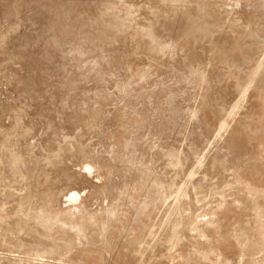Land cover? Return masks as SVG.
<instances>
[{
	"label": "rangeland",
	"instance_id": "rangeland-1",
	"mask_svg": "<svg viewBox=\"0 0 264 264\" xmlns=\"http://www.w3.org/2000/svg\"><path fill=\"white\" fill-rule=\"evenodd\" d=\"M36 9H43L46 12L36 13ZM62 12L64 18L59 17ZM52 13H57L60 20V22L57 21L60 24V29L56 30L55 34L59 36L64 45L58 43V47L55 44L46 43V35L50 28L48 29V25L46 26L45 23L48 24V20H53L51 19ZM249 13L250 19H246L245 15ZM45 14L48 16L51 14L50 18ZM43 16L48 20L46 19L47 22L45 21L43 26L39 27L40 21L43 23L45 20L42 18ZM192 16L198 19L192 21L187 19ZM197 20L205 28L202 35L194 32L195 26L188 27L191 23H193L192 25L196 24ZM53 21H50L51 25L54 23ZM160 22L171 23L166 24L165 28L161 30L157 29L156 33L153 32L155 29L154 27L152 29V26L160 25ZM41 23L40 25H42ZM37 26L41 32L48 29L47 34L45 31L39 32ZM148 27H151V30ZM148 32L149 36L154 38L150 39L152 42L149 41ZM150 32L155 33L156 36ZM146 37H148L147 40ZM180 40H184L182 45L177 43ZM148 41L153 43L152 46ZM67 44L82 49L83 56H90L94 47L108 45V57L105 58L106 60L103 59L96 63L95 68H103L106 62L111 60L117 69L123 71L122 73H125L128 56L129 58L133 56L131 51L134 46L140 49L142 54H139L138 57L140 52L138 51L137 55L134 54L132 57L134 59L137 57L138 60L136 58L135 61L142 65L140 66L142 68H139L141 74L139 77L148 79L153 76L149 81L151 84H141L142 92L147 91L156 82L163 87L165 85L169 93L184 92L182 98L186 102L187 120L191 123L203 114L211 119L210 114L213 112L208 110L209 104L218 96L223 95V107L226 109L220 117H214V130L204 128L205 131L200 141L204 149L194 152L189 157L190 159L185 161L173 151L168 150L169 136H167V130L162 128L153 136L142 137L136 142L137 146L134 151L128 152L129 155L126 150H120L111 144L99 147L98 141L95 140L93 149L87 150V141L79 144L77 135L80 133H78L79 129H76L57 140V145L55 144L53 147L56 149L55 153H52L54 156L47 153V145L43 144V139L47 138L46 135L54 136L55 130L48 125L45 116L48 117L53 113L55 116L57 111L58 116L56 117L60 118L61 112H65V109L60 110L61 106L68 108L75 102H86L89 95H95L100 90L99 87L89 86L88 83L93 80H90L88 75L84 76L86 70H83L85 73L81 71L84 74L79 73L80 65L75 66L83 56L76 50L68 53L69 58L64 56L62 51L65 46L67 50H70ZM56 47L60 49L58 50ZM131 47L133 48L131 49ZM136 48L135 51L138 50ZM160 48H166L161 51L164 55L159 53ZM124 49L130 52H128L129 55ZM167 49L172 53L167 52ZM62 54L64 60L65 58L70 60L67 62L65 60L66 64L70 62V66H65L63 61V65L56 62L59 59L63 60ZM149 55L152 60L154 58L155 64L158 61H163V63L157 64L161 65L158 66V69L164 67L162 64L171 66L170 69H164V67L163 72L161 69L157 70L155 68L157 65L155 66L151 59L148 61L147 56L149 57ZM160 55L165 56L161 57L165 58V61L171 62H165L160 58ZM168 57L170 58L168 59ZM140 58H144V61L139 62ZM155 58L158 60L155 61ZM223 58H228L232 62L241 59L245 63L242 66L230 67L224 64ZM187 59L196 65L198 71L196 69L191 71L185 66ZM147 61L150 64L146 65ZM59 66L64 69L68 68L62 70L63 68ZM174 67L176 75L180 78H177L176 82L167 76L169 73L175 72L172 70ZM263 69L264 0H0V193L3 197V203L0 206L1 251L5 250L10 253L7 251L8 247L19 243L16 246H24L23 250L25 251L21 252V255L12 251L13 258L17 262L21 264H54L47 254L55 251L57 248L55 246H60L62 243L63 239L61 238L71 236L74 230L57 224L52 238L57 242V244L53 242L55 246L52 248L55 250L48 246L49 249L46 248L45 256L35 255L40 245L38 240H30L33 236L32 238H23L33 230H37L40 234L47 231L48 226L44 222L29 218L30 209L26 207L30 208L40 202L41 191L48 189L51 193L50 204L54 205L53 208L57 209V215L61 217H71L70 219H72V216L75 218L82 213L86 215L87 210L88 218L95 219L102 212L110 211L112 207L125 215L124 220L121 217L116 219L115 216L113 218L108 215L105 223L100 226L99 232L90 234V240H78L76 245L79 247H75V252L81 255L95 254L97 250L107 247L111 249L110 252L103 251L101 260L96 264H264V159L257 162L256 165L254 164L252 171L249 169L250 175H248L249 171L245 172L246 174L242 173V170L246 169L245 166L241 167L242 163L238 166V163L235 164L236 162L229 164L228 161H224L227 164L224 163V169L220 172L221 168L215 169L200 160L196 161L208 153L209 147L229 145V132L237 125L235 122L244 121L248 113L252 92H255L253 84L257 81H264ZM164 72H168L166 76ZM210 72L213 76L210 75ZM97 73H94V76ZM220 75L222 79L224 78L223 84L220 82L212 91H207V86L211 81ZM121 76L124 77V74ZM123 77L120 78L125 82L126 77H124L125 79ZM194 77L200 78L201 83H189ZM120 78H112L111 84L107 83L108 94L113 91L118 92L121 88L126 87V84H122L123 81L120 82ZM153 78L157 80L154 83ZM225 78L226 81L233 80L235 88L226 87ZM246 78L247 81H245ZM95 79L99 81L100 77L96 75ZM115 81L120 85L119 88L116 87L117 83V85H113ZM188 83L192 87H187ZM82 85H85L83 92L80 91ZM121 91L124 93L126 89L124 91L121 89ZM135 93L137 96L138 92L135 91ZM249 94L251 96H248ZM244 95L245 97H242ZM145 96H147L144 97L145 100H148L147 103L153 105L149 107L144 101L142 107L147 104L145 109L148 108L150 111L153 108L151 111L154 115L160 114L161 109H154L153 102L161 104L166 96L164 94L157 95L152 98L153 102L147 94ZM240 99L241 102L235 105ZM52 100L54 105L50 104ZM46 102L50 103L46 104ZM44 103L49 107L52 106L50 108L46 106V110H44L53 113L49 115L45 111L42 114L38 113L39 107ZM55 104H59L57 108L60 109L56 110ZM231 117H234V123L231 122L233 119ZM59 122L63 124L62 120ZM190 137L191 134L184 133L178 139H170V141L179 144L184 140L185 143ZM178 149L180 148L178 147ZM139 154L147 155V159L141 164L142 166L140 165L141 167L137 166L136 162ZM122 157L125 160L118 164ZM174 159L175 161H173ZM13 161L22 168V165L32 161L39 166L35 165L32 172H25L23 178L19 180H15L18 172L10 169L11 179L10 182H6L3 180V175L6 172L7 164ZM190 165L192 166L190 167ZM237 167H240L239 169L244 167L241 171L239 170L242 175L237 172L238 169L234 170ZM137 168L142 170L139 172ZM142 171L145 174H142ZM252 173H256V177ZM220 175L222 178L219 177V179ZM133 179H138V181L142 179L144 182H141L143 185L145 183L146 188L142 191L144 202L138 206L141 211L140 217L134 219L132 228L126 217L134 213V207L125 206L123 210L120 206L123 197L134 189L127 188ZM210 179L213 183L208 182ZM147 181L149 184H146ZM180 184L182 185L180 186ZM196 184H202L203 190H193ZM101 186L103 191H97V187ZM125 187L128 189L127 192ZM151 187L153 190L157 188L158 191L155 190L152 193ZM25 193L29 195L27 203H23L25 210H13L19 201H23L22 197ZM131 194H134V191ZM152 194H157V198L156 196L152 197ZM150 196L152 200H150ZM253 197H257V200ZM147 203L148 206H146ZM236 221L237 226L231 229V226L236 225ZM220 223L221 225H219ZM240 223L241 225H238ZM101 230L102 232H100ZM6 237L13 240L9 241ZM223 241H225L224 244ZM226 242L228 246L230 245L228 243L231 242V247L234 245L236 249L238 248L237 254H233V257L229 256V251H227L229 248L223 250ZM218 246H221L220 249ZM211 250L217 252L208 253ZM207 254H213V260H211V255L209 256L211 259L208 260ZM1 258L0 264H10L8 255H3ZM39 259L43 261L41 262Z\"/></svg>",
	"mask_w": 264,
	"mask_h": 264
},
{
	"label": "bare ground",
	"instance_id": "bare-ground-1",
	"mask_svg": "<svg viewBox=\"0 0 264 264\" xmlns=\"http://www.w3.org/2000/svg\"><path fill=\"white\" fill-rule=\"evenodd\" d=\"M108 1V0H107ZM111 1V0H110ZM198 2V1H197ZM201 4V3H200ZM43 12L44 10L43 9H36L35 12L38 13V12ZM19 12V11H18ZM40 12V13H41ZM46 12V11H44ZM64 12V11H63ZM60 13L59 14V17L61 18H64V13ZM46 15V14H45ZM51 15V14H50ZM49 15V16H50ZM261 15V14H260ZM48 16V14L46 15ZM45 16V17H46ZM48 16V18H50ZM181 16V15H180ZM250 16V13L245 15V18L246 19H250L249 18ZM43 19H45L43 21V23H40L42 25H40V23L38 24L39 27L43 26L44 22L48 20V18H44V16L42 17ZM47 19V20H46ZM51 19L53 20H50L51 22L53 21L54 23L51 25V22L48 20V24L45 23V25L47 26V29L49 32L47 34V30H43L45 31V34L46 35V43L47 44H55L57 45L58 43L62 44L63 42H61V40L59 39V36H56L55 34V31L60 29V20L58 18V14L57 13H52L51 15ZM114 19V17H113ZM188 20L192 21L194 19H198L197 17L195 16H192V17H188L187 18ZM57 21H59L57 23ZM169 21V20H168ZM50 22V23H49ZM56 22V23H55ZM112 21L110 20V23ZM162 22V21H161ZM160 22V23H161ZM249 22V20H248ZM171 22H167V23H161L159 26L156 24L152 26V29L154 27L155 31L153 30V32L156 33V30L159 29H163L165 28V25L166 24H169ZM252 23V21H251ZM193 23H191L190 25H188V27H191V26H195L194 27V32L198 33L199 35H202L204 33V26L201 25L200 23H198V20H197V23L192 25ZM51 25V26H50ZM253 25H256V23H253ZM37 26V28H39ZM256 27V26H255ZM43 28V27H42ZM45 28V26H44ZM151 28V27H150ZM148 27V29H150ZM39 32H41V29L39 28ZM151 30V29H150ZM149 30V31H150ZM192 30V31H193ZM38 31V30H37ZM42 31V32H43ZM41 32V33H42ZM61 32V31H60ZM152 32V33H153ZM158 32V31H157ZM151 33V32H150ZM151 33V34H152ZM153 33L155 36L156 34ZM148 37H149V41L152 42V40L150 39H154L153 37L151 38L149 36V32H148ZM146 37V40L147 38ZM189 37V36H188ZM156 38V37H155ZM190 38V37H189ZM188 38V40H190ZM145 40V41H146ZM97 41V40H96ZM148 43H151L149 42ZM154 41V40H153ZM184 41V40H183ZM182 40L178 41V45H182V43H184ZM186 41V40H185ZM57 42V43H56ZM176 42V41H175ZM147 43V41H146ZM153 43L149 44L152 46ZM155 44V42H154ZM195 44V43H194ZM64 45V43L62 44ZM66 45V44H65ZM135 45V44H134ZM167 45V44H166ZM69 46V47H68ZM176 46V45H175ZM58 47V45H57ZM56 47V48H57ZM67 47L68 49L70 50H67L66 49V46H65V49H63L62 52H64V56L68 57V53L70 51H73V50H76L81 56H83V50L82 49H77V47H74V46H71V45H68L67 44ZM109 46L106 45V46H98V47H94L93 48V53L90 55V56H83L76 64L75 66H79V73L83 70H86L84 73L86 75L84 76H89L90 80H93V81H90L88 83L89 86H96V87H99L100 90H99V93L95 94V95H89L87 97V101L86 102H75L73 105H71L70 107H65V106H61V109L60 108H57V105L59 104H55L56 106V110L57 109H60V110H64L65 109V112H61L62 114H60V112H58L61 116L60 118L56 117L58 116L55 112V116L53 112H50V113H53V115L51 114L50 116H48L50 113H48L47 111H45V107L49 105H44L42 104L40 107H39V112L40 114L43 113V111H45L46 114H48L46 117L45 116V119L48 123V125L53 128L55 130V134L54 136L52 135H46L47 138L43 139V144L47 145V153H53L56 149H54L53 147H55L54 145L56 144L57 145V140L58 139H61L63 138L65 135H68L74 131H76V129H79V132L80 134L77 135L78 139H79V144L81 145L84 141H87V146H86V149L87 150H91L93 149V143H94V140L95 141H98V146L99 147H106L108 146L109 144L111 145H114L115 147H117L118 149L120 150H126V152H133L135 147L137 146L136 145V142H138L142 137L144 136H153L155 135L156 133H158L159 131L162 130V128H164L165 130H167V136H169V142L167 143V146H168V150L169 151H173V153H175L177 156L179 157H182L183 160L186 159L188 160L189 157H191V155L194 153V152H197L201 149H204L203 147V144L200 143L201 141V137L204 133V128L207 127V129H211V130H214L213 127L215 125V122L213 121L214 117L218 116L220 117V115L224 112V108L223 106V102H224V98H223V95H220L218 96L213 102H211L208 107V110L213 113H211V119H208L207 116L205 114H203L202 116H200L199 119L197 120H194L192 123L191 121L188 122L187 120V109L185 108V104L186 102H184L182 96L184 95L182 93H180L179 91H176V92H170L169 93V90L167 87H164L161 86L159 83H157L155 76L153 78V83L155 85L157 84V86L153 85L152 87L154 88H149L147 91L145 90V92H142L141 90V84H144V83H150V79L153 77H149L148 79L147 78H140L139 76H141L140 72H139V68H142L140 66H142L140 63L137 64L138 62L135 61L134 58V54H136V52L140 51V49L136 48L134 46L131 47L132 51L130 48H128V50L131 51V55H132V52H133V56L131 58H127V63H126V68H125V73H122L121 70L117 69L116 66H115V63L112 62L110 60V62H106V64L102 65L103 68H100V69H97L95 68L96 66V63L100 62L101 60L105 59L108 57V48ZM108 48V49H107ZM135 48L138 49L137 51H135ZM153 48H154V45H153ZM58 50L60 48H57ZM165 50L166 48H160L159 50V53H163L161 52L162 50ZM177 49V48H176ZM125 50V49H124ZM127 50V49H126ZM126 54L129 55V51H126ZM157 50V49H156ZM65 51H67L65 53ZM135 51V52H134ZM200 51V50H199ZM61 52V53H62ZM129 52V53H128ZM167 52H169V50L167 49ZM157 54V52H154ZM158 53V55H159ZM166 53V51H165ZM169 53H172V52H169ZM168 53V55L170 56V54ZM173 53H176V52H173ZM202 53V52H201ZM62 54V56H63ZM125 54V56L127 57V55ZM139 54H142L141 51L138 53V57H139ZM167 54V53H166ZM165 54V55H166ZM130 55V56H131ZM164 55V53H163ZM174 55V54H173ZM173 55H171L172 57H174ZM245 55V54H244ZM260 55V53H259ZM64 56H63V60L62 59H59L57 60L56 62H58L59 65L62 64V61L64 62V65L66 64L67 58H65L64 60ZM142 57V55H140ZM146 56V55H145ZM145 56H143L145 58ZM157 56V55H156ZM61 57V56H60ZM151 56L149 55V57L147 56V58H149L148 61H150V59L152 60V58H150ZM161 57H165V56H162L160 55V58ZM62 58V57H61ZM69 58V57H68ZM143 58V59H144ZM146 58V59H147ZM157 58H159L157 56ZM166 58H167V55H166ZM170 57H168L169 59ZM140 58L139 62H143L144 60ZM162 59V58H161ZM165 59V58H164ZM162 59V60H164ZM51 60V59H50ZM106 60V59H105ZM138 60V58H137ZM158 60V59H157ZM156 58H155V61H157ZM160 60V59H159ZM166 60V59H165ZM164 60V61H165ZM188 60V59H187ZM253 60V59H252ZM61 61V62H59ZM70 61V60H69ZM147 61V62H148ZM169 61V60H168ZM168 61H165V62H168ZM216 61V60H215ZM146 62V65L147 64H150L149 62L147 63ZM152 62L155 64L154 62V58L152 60ZM163 63V61H158V63ZM171 62V61H169ZM177 62V61H176ZM223 62L224 64L230 66V67H233V66H242L245 62L241 59H236V61H230L228 58H223ZM252 62V61H251ZM129 63V64H128ZM145 63V62H144ZM157 63V64H158ZM159 63V64H160ZM173 63V62H172ZM171 63V64H172ZM186 65L188 67L189 70L193 71V70H197V67L196 65H193L191 63V60L189 59L187 62H185ZM184 63V64H185ZM45 64V63H44ZM128 64V65H127ZM152 64V63H151ZM155 64V66L157 65ZM167 64V63H166ZM169 64V63H168ZM251 64V63H250ZM249 64V65H250ZM63 65V64H62ZM100 65V64H99ZM145 65V64H144ZM175 65V64H174ZM178 65V64H176ZM218 65V64H217ZM65 66H70V62H68ZM64 66V67H65ZM150 66V65H149ZM158 66H161V65H157L155 68L157 70H160L158 69ZM162 66H164L163 68L164 69H170L169 65L166 66L164 64H162ZM60 68L62 66H59ZM167 67V68H166ZM180 67V66H179ZM182 67V66H181ZM186 67V68H187ZM63 68V67H62ZM68 68V67H67ZM65 67V69L63 68L62 70H66L67 69ZM78 68V67H77ZM80 68H82L80 70ZM85 68V69H84ZM161 69V71L164 69ZM173 68V66H172ZM183 68V67H182ZM185 68V69H186ZM184 69V70H185ZM41 70V69H40ZM154 70V68H153ZM172 70H174L175 72H173ZM170 70V72L172 71L173 73H169L168 75L166 73L168 72H164L165 73V76H169L174 82H176L177 78H179V76L176 75V69L174 67V69ZM182 70V69H181ZM264 70V69H263ZM162 71V72H163ZM187 71V70H186ZM198 71V70H197ZM98 72V73H97ZM156 72V71H155ZM78 73V74H79ZM82 73V72H81ZM82 73V74H84ZM88 73V74H87ZM94 73H97L95 74L94 76ZM139 73V75H138ZM161 73V72H160ZM82 74H79V75H82ZM121 74H124V77H126V81L128 83H125L124 80H121L120 77H123L121 76ZM154 74V72H153ZM152 74V75H153ZM250 74V73H249ZM263 74V73H262ZM96 75H98L100 77L99 81H97L95 78H96ZM155 75V74H154ZM164 75V74H163ZM210 75H211V72H210ZM209 75V76H210ZM94 76V77H93ZM213 76V74L211 75ZM239 76V75H238ZM249 76V75H248ZM93 77V78H92ZM117 78L119 79L120 78V82H122V84L124 83V85L126 84V87L124 88H121L123 91L126 89V91H124V93L121 91H113L111 94H108L107 91H106V85H108L107 83H110L111 84V80H113L112 78ZM123 77V78H124ZM87 78V77H86ZM122 78V79H123ZM125 79V78H124ZM180 79V78H179ZM203 79V78H202ZM213 79V78H212ZM224 79V78H223ZM222 77L221 75L218 76L217 78L213 79L210 83V85L207 86V91H212L215 86H217L220 82L221 84H223L222 82ZM115 80V79H114ZM152 80V79H151ZM156 80V81H155ZM89 81V80H88ZM117 82L119 80H116ZM115 81V83L113 85H117L118 83ZM190 81V80H189ZM201 79L198 78V77H194L189 83H201ZM247 81V78L246 80ZM180 82V81H179ZM225 84H226V87L228 86H231L232 88H235V82L233 80H227L226 81V78L224 80ZM227 82V83H226ZM117 83V84H116ZM188 83V84H189ZM246 83V82H245ZM109 84V85H110ZM151 84V83H150ZM166 84V83H165ZM170 84L172 85V83L170 82ZM45 85V84H44ZM146 85V84H145ZM185 85V84H184ZM183 85V86H184ZM193 85V84H192ZM120 85L118 84L116 87L119 88ZM168 86V85H167ZM174 86V85H173ZM181 86V85H180ZM190 84L187 86L189 87ZM109 87V86H107ZM192 87V86H190ZM253 87H254V90L255 92H252V97H251V104L250 106L248 107V113L246 114V118L244 121H239V122H235V124H237L236 126H234V128L231 130V132H229L228 136H229V139H230V143L229 145L227 146H219V145H215L213 146V148L209 147V150L208 153L202 156L204 157H199V159H197L196 161L200 160L202 161L204 164H208V165H211L213 168L215 169H220L222 172V170L224 169V161H228L227 163L229 164H232L233 162H236L235 164H237L238 166L242 163L241 167L242 166H245L246 169L244 171V167L239 169L238 167L237 168H234V170L238 169L237 172L239 173L242 169V173L243 174H246L247 171H249V169H254L253 166L254 164L256 165L257 162L261 161L262 159H264V81H257L256 83L253 84ZM116 90H119L117 89ZM171 88V87H170ZM173 88V87H172ZM171 88V89H172ZM186 88V87H185ZM222 88V87H221ZM85 90V85H82L81 88H80V91L83 92ZM185 90V89H184ZM222 90V89H221ZM135 91L138 92V95H136ZM143 93H141V92ZM238 91V90H237ZM140 92V93H139ZM188 92V90H187ZM249 92V91H248ZM247 92V93H248ZM134 93V94H133ZM145 93V94H144ZM189 93V92H188ZM133 94V95H132ZM141 94V95H140ZM148 95L149 98L151 99V102L152 101V98H155L157 95L159 96L160 94H164L166 96L164 102H162L161 104L157 103L156 101L153 102L154 103V109L157 108V109H161V112L162 110L163 113L160 112V114H157V115H154V113H152V109L149 111L148 108L145 109V106H148L149 103H147V99L145 100L144 97H147L145 95ZM186 95V94H185ZM189 95V94H188ZM196 95V94H195ZM133 96V97H132ZM142 96V97H140ZM248 96H251L250 94ZM242 97H245L242 96ZM197 98V96H196ZM204 98V97H203ZM162 100V98H160ZM197 100V99H195ZM199 100V99H198ZM201 100V99H200ZM51 101V100H50ZM147 103L145 104L144 107H142V105H144L143 103ZM188 101V100H187ZM143 102V103H142ZM150 102V104H151ZM241 102V99L239 101L236 102L235 105L239 104ZM49 104L50 102H46V104ZM50 104H53V100H52V103ZM66 104V103H65ZM54 105V104H53ZM153 105V104H151ZM149 105V107L151 106ZM255 105V106H254ZM58 106V107H60ZM253 106V107H252ZM47 107V109H48ZM52 107V106H50ZM49 107V108H50ZM54 107V106H53ZM54 107V108H55ZM152 107V106H151ZM144 108V109H142ZM45 109V110H44ZM53 109V108H52ZM51 110V109H50ZM48 110V111H50ZM55 110V109H53ZM52 111V110H51ZM194 111V110H193ZM198 111V110H197ZM205 111V110H204ZM166 112V113H165ZM206 112V111H205ZM209 112V113H210ZM190 114V113H189ZM207 114V113H206ZM209 115V117H210ZM235 116V115H234ZM217 117V118H218ZM216 118V120H217ZM233 118V119H232ZM190 119V117H189ZM232 119V123H234V117H231ZM15 120V119H14ZM59 120H62L63 121V124H61L59 122ZM179 120V121H178ZM219 121V120H218ZM225 122L226 119H225ZM230 122V123H231ZM56 125H60V127H56ZM227 126V125H226ZM48 128V127H47ZM21 130V129H20ZM164 130V131H165ZM23 132V130H21ZM184 133H188V134H191V137L185 141L184 143V140L179 143V144H176V143H173V141H170L171 140H175V139H178L180 136H182ZM20 134V133H19ZM74 134V133H73ZM166 133H164L165 135ZM166 136V135H165ZM220 137V136H219ZM40 142V141H39ZM89 144V145H88ZM178 147L180 149H178ZM45 148V147H44ZM207 149V148H206ZM147 150V149H146ZM254 151V153H253ZM55 153V152H54ZM127 153H124V154H127ZM43 154V153H42ZM168 154V153H167ZM171 154V153H169ZM53 155V154H52ZM51 155V156H52ZM122 155V154H121ZM129 155V153H128ZM127 155V156H128ZM131 155V154H130ZM196 155V154H195ZM54 156V155H53ZM123 156V155H122ZM134 156V155H133ZM174 156V155H173ZM176 156V157H177ZM194 156V155H193ZM136 157V156H135ZM125 158V157H124ZM129 158V157H128ZM147 159V155L146 154H139L138 155V158L136 159V162H137V166H140L145 160ZM181 159V158H180ZM190 159V158H189ZM195 159V158H194ZM122 160L124 161L125 159H122L120 158L119 161H118V164L119 162H122ZM232 162H231V161ZM35 161V160H34ZM175 161V159L173 160ZM182 161V160H181ZM184 161V163H185ZM195 161V162H196ZM37 162H39L37 160ZM117 162V161H115ZM177 162V161H176ZM179 162V160H178ZM183 162V161H182ZM223 162V163H222ZM180 163V162H179ZM190 163V162H189ZM188 163V164H189ZM194 163V162H193ZM226 163V164H227ZM113 164V162H112ZM117 164V165H118ZM234 164V163H233ZM35 163L32 162H28L27 164H24L22 165L23 168L21 166H18V164L14 163L13 162H10L7 164V169H6V172L4 173L3 175V180L6 181V182H10V169L13 171L16 170L18 172L17 174V177L15 180H19L20 178L22 179L23 176H24V173L25 172H32V170L35 168ZM38 165V164H37ZM36 165V166H37ZM176 165V164H175ZM187 165V164H186ZM236 165V166H237ZM6 166V165H5ZM31 169H30V167ZM39 166V165H38ZM129 166V165H128ZM142 166V165H141ZM140 166V167H141ZM177 166V165H176ZM192 165H190L191 167ZM235 167V165H233ZM3 167V166H2ZM65 168V167H64ZM67 169V168H65ZM137 170H139V168H137ZM142 170V169H140ZM139 170V172H140ZM240 170V171H239ZM60 171V170H59ZM136 171V170H135ZM252 171V170H251ZM246 172V173H245ZM142 174H145L143 171L141 172ZM198 173V172H197ZM254 173V172H253ZM252 173V174H253ZM141 174V175H142ZM241 174V173H239ZM256 174V173H255ZM255 174H253L255 176ZM31 175V174H30ZM137 175H138V172H137ZM136 175V176H137ZM221 175H223V173H221ZM218 176L222 178V176ZM242 175V174H241ZM248 175H250V171L248 173ZM33 176V175H32ZM144 176V175H143ZM246 176V175H244ZM252 176V175H251ZM250 176V177H251ZM145 177V176H144ZM247 177V176H246ZM245 177V178H246ZM256 177V176H255ZM254 177V178H255ZM195 178V177H194ZM212 178V177H211ZM214 180H215V177H213ZM217 178V177H216ZM252 178V177H251ZM143 179V178H142ZM142 179H133L132 182L130 181L129 183V186H127V188L129 187V189H133L134 191V194H131L133 193V191H131V193H129L127 196L125 195V197H123V202L121 203V206L120 208H122L124 210V207L125 206H133L134 207V213H132L131 215H128L126 218L128 220V222L130 223L131 227L133 228L134 226V222L137 217L139 218L140 217V209H139V205L144 202V199H142V191L146 188L145 186V183L144 185L142 184V182H144ZM153 179V178H152ZM220 179V178H219ZM217 179V180H219ZM247 179V178H246ZM187 180V179H186ZM186 180H183V181H186ZM213 180V179H212ZM142 181V182H141ZM216 181V180H215ZM36 182V181H35ZM148 182V181H147ZM193 182V181H192ZM209 183H211V179L210 181H208ZM226 182V181H225ZM137 183V184H136ZM151 183V182H150ZM172 183V182H171ZM174 183V182H173ZM185 183V182H184ZM213 183V182H212ZM228 183V182H227ZM146 184H149L146 183ZM225 184V183H224ZM128 185V184H127ZM182 184H180L181 186ZM151 186V185H150ZM232 186V184H231ZM106 187V186H105ZM147 187H149L147 185ZM155 187V186H154ZM158 187V186H157ZM152 188V187H151ZM204 188V186L201 184H196L194 185V188L193 190L195 191H202ZM44 189V188H43ZM250 189V188H249ZM128 190L126 189L125 187V191ZM151 191L153 190L150 189ZM157 190L154 189L152 191V193ZM97 191H100L102 192L103 191V188L102 186L101 187H97ZM96 191V193H97ZM158 191V190H157ZM156 191V192H157ZM169 191V189H168ZM77 192V191H76ZM127 192V191H126ZM124 192V193H126ZM188 192V191H187ZM249 192V191H248ZM123 193V192H122ZM121 193V194H122ZM123 193V194H124ZM41 200L40 202H38L37 204H35L34 206H30L29 207H26L27 209H30V212L28 213V216L30 219H35L39 222H44L48 227H47V231L45 233H39L37 230L36 231H32V233L28 234L27 236H24L23 238H26V237H31L33 236L32 239L30 240H38L40 245H39V248L36 250L37 252L35 253L36 256H45V253L46 251L49 249L48 246H55L53 242V232L56 231L55 227L57 224H60L61 226H67L68 228H70L71 230H74L73 231V234L69 237H66V238H61L63 239L62 240V243L60 244V246H55L57 247L56 250L52 248V250H55V251H52L51 253L49 252L47 254V256L53 260V263L54 264H96L97 262H99L101 260V256H102V253L103 251H108L110 252L111 249H108L107 248H104L103 250H97L96 253L92 254V250H91V255H87L86 254L84 255H81V254H78L75 252V247H77V242L78 240L82 239H88L90 240V234H96L99 232V228L101 225H103L106 221V219L108 218V215L109 216H114L116 217V219L118 217H121L123 219V217H125V215L123 214V212H118L117 209H112L108 212H102L97 218L95 219H89L87 214L89 215V212H87L86 210V215L85 213L83 214L82 212V215H78V216H72L73 218L70 219V218H65V217H61L59 215H57V209H54L53 206L50 204V192L48 189H44L43 191H41ZM70 194V193H69ZM100 194V193H99ZM164 194V193H163ZM71 195V194H70ZM72 195H74V193H72ZM76 195V194H75ZM156 196L157 198V194L154 195ZM159 195V194H158ZM130 196H134L133 198H131ZM138 196H140L141 198H139ZM149 196V195H148ZM147 196V197H148ZM161 196V195H160ZM185 196V195H184ZM73 197V196H71ZM129 197V198H128ZM152 197L150 196V200H152ZM159 197V196H158ZM248 197V196H247ZM53 198V196H52ZM104 198V197H103ZM145 198V197H143ZM155 198V200H157ZM161 198V197H160ZM249 199H251V197H248ZM247 198V199H248ZM254 198V197H253ZM257 198V197H256ZM254 198V199H256ZM23 201L20 202L13 208V210H21L23 209L24 207V202L27 203L26 201H28L29 199V195H27L26 193L23 195L22 197ZM21 199V200H22ZM63 199V198H62ZM149 199V197H148ZM154 199V198H153ZM162 199V198H161ZM252 200V199H251ZM257 200V199H256ZM67 201V200H66ZM154 201V200H153ZM158 201H160L158 199ZM157 201V202H158ZM164 201V200H163ZM250 201V200H249ZM33 202V201H32ZM151 202V201H150ZM2 203H3V197L0 193V206H2ZM70 203V202H69ZM153 203V202H152ZM154 203H156L154 201ZM174 203V202H173ZM253 203V202H252ZM256 203V202H255ZM15 204V203H14ZM66 204V203H65ZM150 204V203H149ZM176 204V203H175ZM153 205V204H151ZM21 206V207H20ZM93 206V205H92ZM148 206V203L147 205ZM237 206V205H236ZM110 207V206H109ZM66 208V207H65ZM69 209V207H68ZM146 209V208H145ZM25 210V208L23 209ZM60 211V210H59ZM80 211V210H79ZM82 211V210H81ZM89 211V210H88ZM160 211V210H159ZM69 212V211H68ZM85 212V211H83ZM161 212V211H160ZM143 213V211H142ZM145 213V212H144ZM68 214V213H66ZM77 214V212H76ZM170 214V213H169ZM75 215V214H74ZM92 215V214H91ZM219 216V215H218ZM91 217V216H89ZM131 217H133V219H131ZM142 218V217H141ZM140 218V219H141ZM155 218V217H154ZM171 218V217H169ZM124 220V219H123ZM229 220V219H227ZM235 220V219H234ZM234 220H231L234 222ZM33 221V220H32ZM120 221V220H119ZM126 221V220H125ZM158 221V220H157ZM239 221V220H238ZM31 222V221H29ZM153 222V221H152ZM226 222V221H225ZM228 222V221H227ZM240 222V221H239ZM238 222V223H239ZM128 223V224H129ZM229 223V222H228ZM45 224L44 227H45ZM226 224V223H225ZM232 224V223H231ZM82 225V226H81ZM221 225V223L219 224ZM238 225H241L238 224ZM228 226L230 227V224H228ZM237 226V221H236V225L234 224L233 226H231V229H234L232 227H235ZM155 227V226H154ZM201 227V226H200ZM227 227V226H226ZM239 227V226H238ZM237 228V227H236ZM14 229V228H13ZM33 229V228H32ZM30 230V229H29ZM50 230V231H49ZM31 231V230H30ZM131 231V230H130ZM178 231V230H177ZM230 231V229H229ZM9 232H10V229H9ZM102 232V230L100 231ZM66 233V232H65ZM11 235V234H10ZM61 236V235H60ZM206 236V235H205ZM83 237V238H82ZM202 237V236H200ZM7 240L9 241H12L13 239L10 238V237H6ZM23 238L20 240H23ZM60 238V237H58ZM181 239V238H180ZM203 239V237H202ZM4 240V238H3ZM6 240V239H5ZM18 240V239H17ZM26 240V239H25ZM56 240V239H55ZM211 240V239H210ZM227 241V240H226ZM230 241V240H229ZM225 241H223V244H224ZM57 244V242H55ZM80 243V242H79ZM82 243V242H81ZM15 244V243H14ZM19 244V243H17ZM17 244L13 245V246H9L7 249V251H10L9 252H6L5 250L4 251H1V248H0V258L3 256V255H8V258L10 259V264H21L20 262H17L14 258H13V252H16V253H20V255L22 254L21 252L25 251L23 250L24 246L21 247L20 246H16ZM225 245H222V246H225L223 248V250H228L229 251V256H234L233 254H237L236 253V249L235 246L233 245L231 247V242H229L228 244H230L229 246L227 245V242L225 243ZM234 244V243H232ZM8 245V244H6ZM172 245V244H171ZM81 246V245H80ZM107 246V245H106ZM173 246V245H172ZM79 247V245H78ZM77 247V248H78ZM213 247V246H212ZM216 247V246H215ZM221 247V246H220ZM220 247L218 246V248L220 249ZM5 248V247H4ZM47 248V250H46ZM82 248V247H81ZM231 248V249H230ZM32 249V248H31ZM125 249V248H124ZM215 249V248H214ZM30 250V249H29ZM35 250V249H34ZM83 250V249H82ZM86 251V249H85ZM218 251V249H217ZM217 251H213L211 250V252L208 251V253H212V252H217ZM244 251V250H243ZM241 251V252H243ZM247 251V250H246ZM88 252V251H87ZM219 252V251H218ZM31 253V252H30ZM82 253V252H81ZM105 254V253H104ZM217 254V253H216ZM116 255V254H114ZM208 257L211 255V254H207ZM215 255V254H214ZM243 255V254H242ZM46 256V257H47ZM206 256V255H205ZM204 256V257H205ZM236 256V255H235ZM20 257V256H18ZM23 257V256H21ZM25 257V256H24ZM32 257V256H30ZM116 257V256H115ZM114 257V258H115ZM203 257V255H202ZM212 259L209 257L208 260H213V254L211 255ZM33 258V257H32ZM31 258V259H32ZM118 258V257H117ZM235 258V257H234ZM2 259V258H1ZM26 259V258H25ZM28 259V258H27ZM34 259V258H33ZM242 259V258H241ZM20 260H22L20 258ZM28 261V260H27ZM37 261V259H36ZM39 261H43V260H40ZM262 261V260H261Z\"/></svg>",
	"mask_w": 264,
	"mask_h": 264
}]
</instances>
